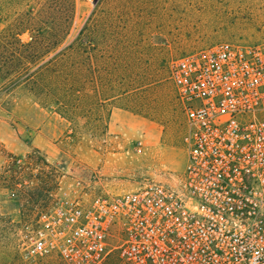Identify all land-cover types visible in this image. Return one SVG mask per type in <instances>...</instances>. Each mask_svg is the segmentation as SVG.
I'll list each match as a JSON object with an SVG mask.
<instances>
[{
    "label": "rangeland",
    "instance_id": "obj_1",
    "mask_svg": "<svg viewBox=\"0 0 264 264\" xmlns=\"http://www.w3.org/2000/svg\"><path fill=\"white\" fill-rule=\"evenodd\" d=\"M20 17L22 41L59 42L30 83L0 79V264H23L40 214L67 194L177 185L187 146L171 62L264 38V0H0V33Z\"/></svg>",
    "mask_w": 264,
    "mask_h": 264
},
{
    "label": "built area",
    "instance_id": "obj_2",
    "mask_svg": "<svg viewBox=\"0 0 264 264\" xmlns=\"http://www.w3.org/2000/svg\"><path fill=\"white\" fill-rule=\"evenodd\" d=\"M185 117L177 185L151 180L42 212L23 264H264V39L171 62Z\"/></svg>",
    "mask_w": 264,
    "mask_h": 264
},
{
    "label": "trees",
    "instance_id": "obj_3",
    "mask_svg": "<svg viewBox=\"0 0 264 264\" xmlns=\"http://www.w3.org/2000/svg\"><path fill=\"white\" fill-rule=\"evenodd\" d=\"M25 17H28L27 13L24 14ZM24 18H18L0 33V79L5 82L13 81V85H20L27 80L30 83L37 70L28 73L29 67L37 65L52 49L57 47L59 42L55 39L47 45L36 36L32 37L30 42L22 41V35L30 30L29 27L23 26L21 19ZM60 38L62 37L60 36ZM30 89L34 92L33 87ZM31 156L32 154L28 155V158Z\"/></svg>",
    "mask_w": 264,
    "mask_h": 264
},
{
    "label": "crops",
    "instance_id": "obj_4",
    "mask_svg": "<svg viewBox=\"0 0 264 264\" xmlns=\"http://www.w3.org/2000/svg\"><path fill=\"white\" fill-rule=\"evenodd\" d=\"M264 39V38H263Z\"/></svg>",
    "mask_w": 264,
    "mask_h": 264
}]
</instances>
